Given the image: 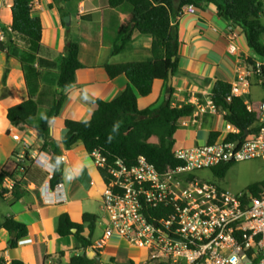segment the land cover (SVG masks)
<instances>
[{
    "label": "crops",
    "instance_id": "1",
    "mask_svg": "<svg viewBox=\"0 0 264 264\" xmlns=\"http://www.w3.org/2000/svg\"><path fill=\"white\" fill-rule=\"evenodd\" d=\"M177 1V0H173ZM11 0H0V20L4 25H11ZM65 15H61L53 0H35L31 15L40 20L42 37L35 61L18 47H12L10 58L0 51V173L13 174L21 182L22 198L14 200L9 193L0 198V220L13 218L26 225L27 235L19 240L15 248H8V233L0 229V257L9 263L16 259L23 264H44V257L50 256L46 264L53 260L67 263L71 256L80 253V244L72 236L59 237L55 234L57 218L66 213L73 223H81L83 214L96 217L95 230L104 224L102 194L105 183L97 172L93 156L88 154L83 145L77 143L71 149H65L61 143L66 129L65 120L84 122L89 120L94 110V99L111 101L123 92L127 80L123 75L108 78L103 67L107 64H126L146 60L150 57L151 37L136 30L132 33L128 49L118 55H112V44L116 30L121 21L128 16L131 7L127 4L109 9L107 0H73L64 6ZM69 16L68 24L62 18ZM264 19L262 17L261 21ZM263 22V21H262ZM178 31L179 47L178 70L171 76L173 94L170 98L165 92L161 80H155L152 93L147 97H137L138 109L155 108L163 101L169 100L171 107L191 104L195 108L193 116L177 121L174 148L198 146L206 143L210 132L219 133L217 139L226 135L224 118L209 107L208 96L217 81L232 85L239 71L249 67L245 62L251 59L262 62L247 46L241 33L230 27L224 19L219 18L212 6L202 10L186 12L181 9L172 19ZM263 39V38H262ZM72 40L78 45V59L83 66L75 74L74 85L64 91V101L59 113L47 126L48 137L58 147L62 169V188L66 200L60 204H45L41 193L50 188L53 171L38 165L34 157L46 165L52 166L50 153L39 150L43 135L23 124L11 126L6 119L8 109L23 101L32 99L37 102L39 110L28 125L42 128L47 121V113L56 89V72L66 42ZM20 59L29 62L33 71L39 76L29 77L27 84ZM5 78V87L2 81ZM248 93L240 97L243 102L256 107L258 102L250 101L253 88H263L254 77H250ZM2 92L4 95L2 97ZM201 105L204 113L197 111ZM17 136L18 139H13ZM16 156H18L16 158ZM11 180L6 179L2 188L11 187ZM5 189V188H4ZM88 231L85 229L86 234ZM100 243H99V242ZM93 248L101 249V258L106 251L105 245L113 244L114 250L108 255L118 264L117 255L132 259L126 248L134 245L125 244L115 238L93 241ZM110 252V251H109ZM62 253V254H59ZM92 252L89 256L92 257ZM100 258L99 264L102 263ZM108 258V259H109Z\"/></svg>",
    "mask_w": 264,
    "mask_h": 264
},
{
    "label": "trees",
    "instance_id": "2",
    "mask_svg": "<svg viewBox=\"0 0 264 264\" xmlns=\"http://www.w3.org/2000/svg\"><path fill=\"white\" fill-rule=\"evenodd\" d=\"M11 1V34L8 35L5 43H0V51L10 58L11 48L18 47L30 57V62H34L42 37L41 22L31 15L32 4L35 0ZM70 1L73 0H53V3L59 13L64 16V6ZM123 3L129 5L131 11L117 27L115 41L112 44V55H118L128 49L132 33L136 30L142 35L151 37L150 57L122 65H105L103 69L108 78L113 79L120 74L126 78L125 89L108 102L94 99V110L89 120L84 122L65 120L66 132L61 140L65 149H71L80 143L88 154H98L101 162L96 169L109 191L113 187L111 171L115 169L118 162L130 168L137 164L141 156L158 171H162L166 166L174 167L182 164L173 155L177 121L183 117L193 116L195 108L191 104L173 108L169 100H165L155 108L143 110L137 107V97L145 98L152 93L155 80H161L167 84L168 71L174 74L178 70L177 48L180 42L177 27L171 23L173 17L178 15L184 6H192L196 10H202L207 5L212 6L218 17L226 20L231 25L230 27L241 33L250 51L264 62V41L262 39L264 24L261 21L264 16V0H177L176 2L173 0H107V7L114 9ZM78 51V45L74 41L66 42L60 66L56 72V89L53 92L46 124L42 128L28 125L39 110L37 102L32 99L10 107L6 113V119L11 126L23 124L43 135L39 150L50 153L54 165L49 184L51 189L61 182L62 169L59 149L48 137L47 126L59 113L65 98L64 91L74 85L75 74L83 67L78 59ZM19 61L27 84H29L31 75L35 77L34 82H36L39 74L32 70L29 62L22 59ZM245 62L252 66L255 64L251 59ZM2 84L3 89L5 78ZM57 89L61 91L58 93ZM165 92L170 98L173 88L165 85ZM3 95L4 92H2V97ZM208 100L213 105L215 113L222 115L227 124L239 131L238 135H227V141L239 140L246 132L253 131V124L256 121L255 114L248 112L243 100L231 93L230 84L222 81L214 83ZM218 137L219 133L212 131L206 143H214ZM232 163H222L216 168H211L214 177L223 179ZM6 179L12 181L9 189L2 188ZM20 183L13 178V174L1 172L0 198L9 193L14 200L21 199L23 192ZM261 185L262 183L252 184L248 190L254 195L259 192ZM167 213L168 211L158 207L146 214L152 221L153 219H164ZM96 221V217L91 214H83L81 223L71 222L66 213L58 216L55 234L59 237H74L79 242L81 250L77 255L71 256L66 264L100 263L101 249L93 248L94 245L91 242ZM0 229L8 233V248L11 249L15 248L19 240L27 235L26 225L11 217L0 220ZM85 229L88 231L86 234H84ZM90 251L94 252L93 257L89 256ZM112 258L108 259L107 264H118ZM49 259L50 256H45L44 264ZM0 264L23 263L16 259L6 263L0 257ZM52 264L65 263L53 260ZM125 264H136V262L129 259Z\"/></svg>",
    "mask_w": 264,
    "mask_h": 264
},
{
    "label": "built area",
    "instance_id": "3",
    "mask_svg": "<svg viewBox=\"0 0 264 264\" xmlns=\"http://www.w3.org/2000/svg\"><path fill=\"white\" fill-rule=\"evenodd\" d=\"M182 9L194 10L192 6ZM10 34V26L0 20V43ZM250 77L264 86L263 61L239 71L231 93L247 94ZM209 107L214 110L211 103ZM196 108L205 112L199 104ZM246 109L255 114L251 133L227 141V135L239 131L226 123L225 137L214 143L174 148V158L182 162L179 166L158 171L141 156L130 168L116 163L111 171L112 190L105 187L101 199L106 221L103 240L113 237L144 250L146 258L139 264H264V180L258 193L235 195L195 176L222 163L254 159L264 163V101L256 107L247 104ZM92 156L99 166L98 154ZM33 160L49 171L54 169L37 157ZM41 196L48 205L66 200L61 182ZM158 207L168 211L167 216L152 222L146 213Z\"/></svg>",
    "mask_w": 264,
    "mask_h": 264
},
{
    "label": "rangeland",
    "instance_id": "4",
    "mask_svg": "<svg viewBox=\"0 0 264 264\" xmlns=\"http://www.w3.org/2000/svg\"><path fill=\"white\" fill-rule=\"evenodd\" d=\"M264 24V19L262 20ZM264 41V36H263ZM250 101H260V99H264V89L263 88H253L252 92L249 96ZM195 176L201 180L206 182H211L220 188L230 191L235 195L240 193L248 192V187L255 183H262L264 180V163L259 159L254 160H246L241 162H233L230 168L227 169L223 179H217L214 177L212 169H205L201 171L195 172ZM106 225V221L104 219L103 226H98L97 230L93 233V241H97L101 238L103 234L104 227ZM110 241H114L115 238H109ZM99 242V241H98ZM100 243V242H99ZM125 243V242H123ZM127 244V243H125ZM106 251L101 258L102 263H108V255L114 250L115 247L113 244L105 245ZM121 250V251H120ZM127 252L122 251V249H118V251L123 253H128L130 257L136 262V264L141 263L145 260L146 255L145 251L137 248V246L126 248ZM110 251V252H109ZM93 257V255H92ZM120 257V258H119ZM119 258V259H118ZM115 259H118L120 263H127V258L124 256L117 255Z\"/></svg>",
    "mask_w": 264,
    "mask_h": 264
},
{
    "label": "water",
    "instance_id": "5",
    "mask_svg": "<svg viewBox=\"0 0 264 264\" xmlns=\"http://www.w3.org/2000/svg\"><path fill=\"white\" fill-rule=\"evenodd\" d=\"M68 21H69V16H66V17L62 18V22H63L65 25L68 24ZM172 61H174V58H172ZM171 76H172V73H171V71L169 70V71H168V80H167V85H168V87L171 86ZM60 91H61L60 89H57V92H58V93H59ZM58 97H59V96H58ZM58 97H57V98H58ZM245 134H246V133H245ZM235 145H238V142H236ZM92 254L94 255V252H92Z\"/></svg>",
    "mask_w": 264,
    "mask_h": 264
}]
</instances>
